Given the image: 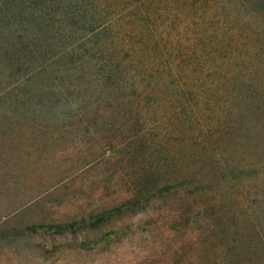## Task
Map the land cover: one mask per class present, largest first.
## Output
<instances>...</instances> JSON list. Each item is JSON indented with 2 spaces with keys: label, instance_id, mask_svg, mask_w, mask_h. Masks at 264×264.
Returning a JSON list of instances; mask_svg holds the SVG:
<instances>
[{
  "label": "rangeland",
  "instance_id": "1",
  "mask_svg": "<svg viewBox=\"0 0 264 264\" xmlns=\"http://www.w3.org/2000/svg\"><path fill=\"white\" fill-rule=\"evenodd\" d=\"M220 11L230 26L225 31L228 56L220 63L230 64L231 49L239 51L232 74L225 85L209 88L180 69L165 95L146 108L147 146L139 158L133 154L137 130L131 129L129 111L105 107L78 125L63 120V106L47 118L39 112L47 99L29 95L21 102L18 94L7 95L3 90L12 81L0 72V264H264V127L258 117V109L264 114V19L251 16L236 0ZM217 36L211 33V49ZM212 62L210 55L193 62L192 73L198 76ZM182 77L195 87L192 92L204 89L217 101L207 115L221 129L212 138L224 152L219 159L231 167L251 163L255 171L236 177L233 187L221 185L218 174L221 183L215 181L207 193L172 189L135 216L119 213L131 205L132 184L149 161L156 160L162 170L169 153L166 131L173 127L169 114L184 98L173 85ZM243 83L250 100L236 105L232 95ZM219 110L238 116L231 121ZM200 166L213 173L208 163ZM104 214L98 229L86 231ZM183 216L192 223L190 232L177 228Z\"/></svg>",
  "mask_w": 264,
  "mask_h": 264
},
{
  "label": "trees",
  "instance_id": "2",
  "mask_svg": "<svg viewBox=\"0 0 264 264\" xmlns=\"http://www.w3.org/2000/svg\"><path fill=\"white\" fill-rule=\"evenodd\" d=\"M230 1L0 0V72L12 81L3 92L18 94L21 102L29 95H40L47 99L40 107L41 114L49 118L53 110H57V115L64 106L65 110L60 112L63 120L78 125L105 107L129 111L131 129L137 130L131 138L135 145L133 154L139 158L143 154H138L147 146L143 125L150 120L146 118V108L154 97L165 95L169 81L179 78L180 69L191 73V81L206 82L209 88L217 83L225 85L232 74L231 64L239 57L237 47L231 49L230 64L220 63L230 48L226 45L225 31L230 27L225 21L227 14L220 9H225ZM236 5L253 17L264 19V0H236ZM130 33L131 42L126 39ZM211 33L218 34L213 49ZM239 41L240 38L236 40ZM124 54L128 59H123ZM209 55L213 62L205 71L198 76L192 73L193 62L203 61ZM209 78L213 79V86ZM149 79L154 83H147ZM190 84L182 77L173 85L184 98L169 114L173 127L166 131L169 153L162 170L156 160L149 161L151 165L141 170L132 184L131 205L118 209L119 213L135 216L146 210L144 205L172 189H181L184 195V190L207 193L215 189V181L221 183L218 174L221 185L233 187L236 177H250L255 171L251 163L231 167L219 159L224 158V152L212 138L220 136L221 129L207 115L217 101L206 97L204 89L192 92L195 87ZM245 88L243 83L232 95L236 105L250 100L244 97ZM18 102L15 103L19 105ZM258 112L259 127L263 128L264 114L259 109ZM217 114L224 116L228 112L219 110ZM237 116L232 111L225 118L232 121ZM175 143L176 159L172 157ZM204 162L212 166L213 173H205L200 166ZM193 183L197 187L192 190L189 186ZM105 216L89 222L86 231L98 229ZM183 217L186 219H179L177 228L190 232L192 223Z\"/></svg>",
  "mask_w": 264,
  "mask_h": 264
}]
</instances>
